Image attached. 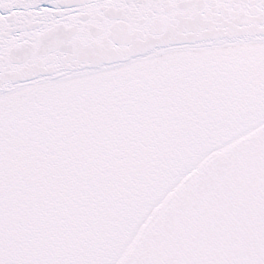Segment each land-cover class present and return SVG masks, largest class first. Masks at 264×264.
<instances>
[{
    "label": "snow or ice",
    "instance_id": "obj_1",
    "mask_svg": "<svg viewBox=\"0 0 264 264\" xmlns=\"http://www.w3.org/2000/svg\"><path fill=\"white\" fill-rule=\"evenodd\" d=\"M0 264H264V0H0Z\"/></svg>",
    "mask_w": 264,
    "mask_h": 264
}]
</instances>
